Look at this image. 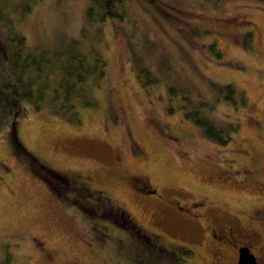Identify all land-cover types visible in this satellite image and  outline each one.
I'll return each mask as SVG.
<instances>
[{"label": "rangeland", "instance_id": "rangeland-1", "mask_svg": "<svg viewBox=\"0 0 264 264\" xmlns=\"http://www.w3.org/2000/svg\"><path fill=\"white\" fill-rule=\"evenodd\" d=\"M89 2L37 0L21 16L10 10L29 48L63 59L75 42L74 49L104 57L106 71L92 90L95 107L79 109V121L46 99L34 109L0 88L20 107L13 121L9 109L0 123V264H203L211 249L176 248L190 236L161 200L185 205L197 197L249 232L264 229V0H126L123 17L98 22L85 20ZM8 31L0 20V51L10 48ZM228 81L235 105L218 92ZM198 109L219 126H234L227 143L205 136L185 114ZM13 129L25 150L72 185L41 178L9 141ZM248 169L252 182L244 180ZM137 178L148 184L135 189ZM73 185L98 193L74 199ZM107 196L142 234L160 233L163 248L100 216ZM85 203L93 213L83 212ZM165 214L169 221L160 220ZM252 244L264 264L260 241ZM225 257L231 264L233 250Z\"/></svg>", "mask_w": 264, "mask_h": 264}, {"label": "trees", "instance_id": "trees-1", "mask_svg": "<svg viewBox=\"0 0 264 264\" xmlns=\"http://www.w3.org/2000/svg\"><path fill=\"white\" fill-rule=\"evenodd\" d=\"M36 1L0 0V20H4L9 25V31L5 38L10 44L8 50L5 52L0 51V88L2 87L9 95L14 96V98L18 96L27 99L34 109L41 108V103L46 99L54 104L56 111L67 114L71 119L79 121V109H84L89 106L95 107L96 105L92 90L94 87H98L104 78L106 71L105 58L93 49L87 51L77 48L74 49L73 44H76L75 42L70 44L71 48H68L69 51L63 59L57 57L55 51H49L52 54L48 55L46 53L48 50L44 48H29L23 34L14 28V18L11 17L10 10H16L18 15L20 14L21 16L29 12L31 6ZM125 1L90 0L85 10V20H97L98 22L104 20L106 17L121 18L125 15ZM244 40V43L249 46V33H246ZM0 50L2 49L0 48ZM209 50L216 56L219 55L217 48L212 43L209 44ZM3 60L5 61L4 65L2 64ZM2 68L4 72L1 73ZM140 70L146 76V82L154 83L156 81L157 78L150 75L147 69L141 67ZM11 76H14L15 81L12 80ZM218 90L225 100H228L233 105L236 104V93L233 85L229 81L221 83ZM168 91L170 93H176L174 87H169ZM9 95H2L0 90V123L2 115L7 117L10 113L7 114V110L9 111L10 109L13 113V121L17 115V110L20 108L19 102L13 99L10 100ZM180 98L184 100L185 104L189 105L186 94H181ZM190 111L185 114L188 117L190 116V120L202 129L205 136L222 145L229 141L232 132L231 127L234 128L233 125L227 127L219 126L205 117L201 110ZM11 140L24 154L26 161L41 178L50 179L54 183L63 182L64 186L69 183L66 178L67 176L48 168L39 162L33 154L25 150L23 145L18 141L14 129L11 131ZM69 184L72 185V182ZM72 188L70 189L68 187V193L74 199H81L79 195L92 197L98 193V191L92 190L87 186H79L76 188L73 185ZM64 190L66 189L63 188ZM108 199L110 198L108 197L101 203L104 207L100 216H110L116 219L120 226L138 236L141 230L130 219L128 213ZM74 205L81 212L83 208V212L86 215L88 212L93 213L92 206L86 203L83 204L84 207L82 208L78 207L77 204ZM99 206L96 204V208ZM107 209L111 210L110 213H108ZM140 239H146V237ZM156 260L157 258L154 257L152 262H156Z\"/></svg>", "mask_w": 264, "mask_h": 264}, {"label": "flooded vegetation", "instance_id": "flooded-vegetation-1", "mask_svg": "<svg viewBox=\"0 0 264 264\" xmlns=\"http://www.w3.org/2000/svg\"><path fill=\"white\" fill-rule=\"evenodd\" d=\"M165 5L166 4H160L158 6L162 7V9L164 7L165 10H168L166 12L167 15H172V11H174L175 8ZM149 6L151 7V10H157V7L152 5ZM10 138L11 135H9V141ZM255 179L254 174L251 173V169H248L246 175L244 176V180L252 182V180ZM132 182L135 187L138 184L141 186H146L148 184L147 181L142 180L141 178L133 179ZM137 188L138 187L135 189ZM196 198L191 199L190 202L185 205H181L178 201L161 200V205L167 209L165 211L169 213L171 218V212H173L177 216L175 219L178 220L183 233L190 236L189 240H191V243H180L176 246V248H191V251L188 250L189 253H197L196 248H210L212 252L211 256H201L203 264H224V260L226 259L225 251L229 250H233L231 264H237L239 249L252 248L253 240H259L262 250L264 251V229H256L254 227V230L249 232L242 225L240 226L238 224L237 220L231 213L226 211L216 212L215 205L211 204V201ZM165 215L166 217L164 219L162 217L160 219L161 221H169L170 216L167 214ZM143 236L146 237L145 240L147 242L149 241L152 246H157L159 242L160 247L163 248L161 242L157 238L161 237L160 233L155 234L157 237L144 234L142 235L141 233L136 237L141 238Z\"/></svg>", "mask_w": 264, "mask_h": 264}, {"label": "water", "instance_id": "water-1", "mask_svg": "<svg viewBox=\"0 0 264 264\" xmlns=\"http://www.w3.org/2000/svg\"><path fill=\"white\" fill-rule=\"evenodd\" d=\"M237 264H259V262L256 261L253 253L248 248H240Z\"/></svg>", "mask_w": 264, "mask_h": 264}]
</instances>
